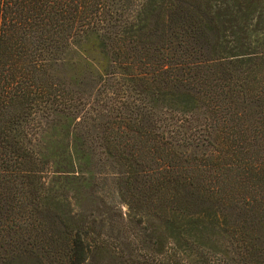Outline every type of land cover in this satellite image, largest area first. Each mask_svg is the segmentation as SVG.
Instances as JSON below:
<instances>
[{
	"label": "trees",
	"instance_id": "16d2710c",
	"mask_svg": "<svg viewBox=\"0 0 264 264\" xmlns=\"http://www.w3.org/2000/svg\"><path fill=\"white\" fill-rule=\"evenodd\" d=\"M93 138L144 236L264 264V0H0V264L81 263Z\"/></svg>",
	"mask_w": 264,
	"mask_h": 264
},
{
	"label": "rangeland",
	"instance_id": "374dc122",
	"mask_svg": "<svg viewBox=\"0 0 264 264\" xmlns=\"http://www.w3.org/2000/svg\"><path fill=\"white\" fill-rule=\"evenodd\" d=\"M88 148L91 182L96 195L104 199L110 217L103 220L98 231L87 234L80 264H208L202 257L194 260L191 253L195 248H179L164 236L158 245L156 236H144L157 221L153 217L141 220L131 216L121 198H125V194L117 187L125 169L113 156L102 151L95 138L88 142ZM71 212L75 214V208ZM94 224L98 226V221Z\"/></svg>",
	"mask_w": 264,
	"mask_h": 264
}]
</instances>
